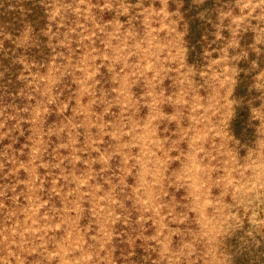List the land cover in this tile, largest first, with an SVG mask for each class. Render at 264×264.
Masks as SVG:
<instances>
[{
	"label": "rangeland",
	"instance_id": "374dc122",
	"mask_svg": "<svg viewBox=\"0 0 264 264\" xmlns=\"http://www.w3.org/2000/svg\"><path fill=\"white\" fill-rule=\"evenodd\" d=\"M0 264H264V0H0Z\"/></svg>",
	"mask_w": 264,
	"mask_h": 264
}]
</instances>
